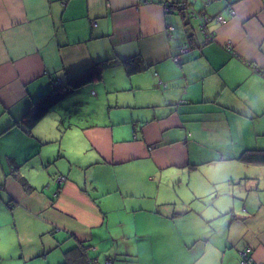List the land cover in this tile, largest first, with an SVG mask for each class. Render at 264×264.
Instances as JSON below:
<instances>
[{"label":"crops","instance_id":"0c3cea01","mask_svg":"<svg viewBox=\"0 0 264 264\" xmlns=\"http://www.w3.org/2000/svg\"><path fill=\"white\" fill-rule=\"evenodd\" d=\"M167 2L234 15L206 42ZM99 62L100 79L65 85ZM248 150L264 151V0H0L10 264H241L246 248L264 264V164Z\"/></svg>","mask_w":264,"mask_h":264},{"label":"trees","instance_id":"16d2710c","mask_svg":"<svg viewBox=\"0 0 264 264\" xmlns=\"http://www.w3.org/2000/svg\"><path fill=\"white\" fill-rule=\"evenodd\" d=\"M136 61V58H132L130 60L124 61L126 65H130L133 61ZM105 66V62H99L97 64H93L90 68L83 71V74H81L78 77H75L74 79H71L68 81L65 85L71 86V90L78 89L81 86L88 84L94 80L100 79V71ZM135 70H139L135 69ZM127 72L129 74L132 72V69L127 66ZM60 99V96L49 94L46 97L42 98V100L37 103L36 105H33L23 116L21 119L22 124L24 125L25 129L27 131L31 130L48 112L49 108H51L55 103L58 102ZM239 159L246 163H252V164H264V151L262 150H248L245 151ZM25 188H27L26 184H23Z\"/></svg>","mask_w":264,"mask_h":264},{"label":"built area","instance_id":"2783aa9c","mask_svg":"<svg viewBox=\"0 0 264 264\" xmlns=\"http://www.w3.org/2000/svg\"><path fill=\"white\" fill-rule=\"evenodd\" d=\"M209 2H210V0H206V3H209ZM164 10L166 13H172L174 11L184 13L187 10L186 12H188L191 17L199 20L198 28H199V31L203 35L206 42H210L214 36V33L208 30V25L211 23V21L214 20L216 23H223L227 19L231 18L234 15V9L232 7H229L224 14L220 13L217 16H215L214 18H210L201 12H196L191 5H188L185 2H176V3L167 2V3H164ZM168 28H169V30L173 29L172 26H169ZM225 49L228 51L232 50V46H231L230 42H227L225 44ZM187 51H189V47H188V45H184L181 48V54H183ZM174 57H175L174 59L176 62L181 61L180 55H175ZM60 85H61L60 80L52 81V86L54 88H56ZM62 180H63V178L59 177L57 179V182L60 184L62 182ZM89 264H91V263H89ZM108 264H111V262L109 261ZM241 264H256L253 256L250 254V248H246L245 250H243L241 252Z\"/></svg>","mask_w":264,"mask_h":264},{"label":"rangeland","instance_id":"374dc122","mask_svg":"<svg viewBox=\"0 0 264 264\" xmlns=\"http://www.w3.org/2000/svg\"><path fill=\"white\" fill-rule=\"evenodd\" d=\"M15 246V242L9 237L7 233L0 231V264H10L11 248ZM2 247H5V251H2Z\"/></svg>","mask_w":264,"mask_h":264}]
</instances>
